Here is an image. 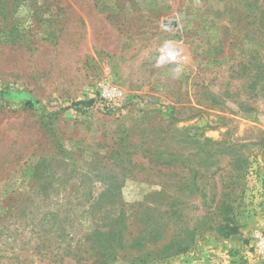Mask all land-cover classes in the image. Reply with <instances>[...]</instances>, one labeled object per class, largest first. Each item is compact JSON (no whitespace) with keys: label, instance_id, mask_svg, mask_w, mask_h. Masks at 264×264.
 Segmentation results:
<instances>
[{"label":"rangeland","instance_id":"1","mask_svg":"<svg viewBox=\"0 0 264 264\" xmlns=\"http://www.w3.org/2000/svg\"><path fill=\"white\" fill-rule=\"evenodd\" d=\"M213 143L246 158L239 234L161 251ZM258 231L264 0H0V264H260Z\"/></svg>","mask_w":264,"mask_h":264},{"label":"trees","instance_id":"2","mask_svg":"<svg viewBox=\"0 0 264 264\" xmlns=\"http://www.w3.org/2000/svg\"><path fill=\"white\" fill-rule=\"evenodd\" d=\"M258 10V7L254 9V11ZM91 104L92 100L81 101L73 104L71 108L79 112L81 108H87ZM213 146L216 149L211 152ZM207 150L209 151H200L204 157L200 162L190 161L187 158L182 161V163H187L190 166V174L187 180H185V176L178 177L176 183L179 188L193 187L195 190L191 191L189 197L203 199V206L205 207L202 211H198V214L189 216L185 213V210L190 206L187 203V198L180 195L173 198L171 202L166 201L165 209L159 218L161 219L165 216L164 224L170 227L171 231L169 238H167L168 240L162 245L161 251L165 248H173L175 253L187 251L195 244V240L203 237L204 233L222 239H229L239 234V225L236 221V209L239 200L242 199L244 194L240 182L246 169V158L240 151H227L224 146L217 143H213ZM223 157L233 158L232 164L230 165V172L227 173L225 180H222L219 175L220 190L218 192L210 189L209 193H203V188L207 183L203 184L202 179L206 178L205 174L209 170L212 171H209L211 174V184L216 188L217 181H214L212 177L220 170L218 163ZM212 167L215 168L212 169ZM200 169H203V171L200 172ZM161 183L164 184L166 182ZM213 205L214 207H212ZM192 206L194 208L196 207L194 205ZM142 209L149 211L148 207L145 208L142 204H138V208H134L132 211H125V214H129L130 219L136 220L138 214L143 212ZM148 220L146 219V221ZM198 233L200 235H196Z\"/></svg>","mask_w":264,"mask_h":264},{"label":"built area","instance_id":"3","mask_svg":"<svg viewBox=\"0 0 264 264\" xmlns=\"http://www.w3.org/2000/svg\"><path fill=\"white\" fill-rule=\"evenodd\" d=\"M254 252L260 262L264 264V231H258L252 235Z\"/></svg>","mask_w":264,"mask_h":264}]
</instances>
